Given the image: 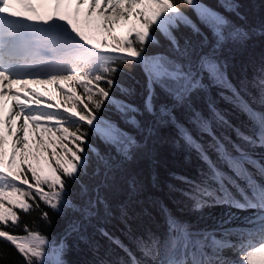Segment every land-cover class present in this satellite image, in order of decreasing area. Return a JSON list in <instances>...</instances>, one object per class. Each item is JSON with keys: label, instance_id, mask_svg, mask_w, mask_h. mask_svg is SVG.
Returning <instances> with one entry per match:
<instances>
[{"label": "snow or ice", "instance_id": "obj_1", "mask_svg": "<svg viewBox=\"0 0 264 264\" xmlns=\"http://www.w3.org/2000/svg\"><path fill=\"white\" fill-rule=\"evenodd\" d=\"M50 2L54 4L52 11L46 8ZM75 3L74 20L71 12L62 11L71 6L72 0H0V264L9 258L6 247L20 258L17 264H70L66 258L71 251L69 240L73 236L87 239L79 221H73L63 236L54 238L38 226L24 222L25 216L35 213L51 228L55 216H65L71 211L90 219L98 214L99 205L106 204L102 189L109 186L114 165L95 148L91 136L118 145L117 150L125 159L133 157L136 141L120 133L99 114L102 109L115 106L135 120L141 109L118 98V94L133 93V89L123 85V78L133 67H142L148 76L143 108L146 113L157 111L156 87L168 92L178 103H190L192 94L205 87L200 71L205 70L216 84L231 91V101L250 123L247 131L235 129L241 144L230 150L226 143L215 139L211 121L193 110L194 123L213 136L218 158L232 175L210 161L190 133H182L186 142L209 162V175L194 186L190 195L194 208L222 205L229 209L217 227L193 230L190 225L169 217L167 240L161 242L154 234L147 239L135 237V251L101 228L98 229L101 235L124 256L115 260L102 258L95 264H264V152L259 159L254 158L256 149L264 150V66L253 82L258 88L257 109L253 107L255 101L245 99L231 84L225 66L215 58V49L212 54L199 57L196 64L189 61L187 65L150 52L152 46L160 44L158 36H163L181 57L191 55L189 42L185 41L182 47L175 35L181 25L202 35L187 9H192L213 32L219 47L227 42L244 43L251 37V31L232 25L228 18L200 0H75ZM86 4L89 18L99 7L107 39L97 40L80 26V9ZM221 6L239 15L236 0H221ZM261 34L264 35V29ZM37 84L56 86L63 101L62 111L61 105L43 102L41 93L29 88ZM62 86H67V91ZM42 103L44 106L40 107ZM53 108L56 110H50ZM213 117L229 125L222 113L214 111ZM160 118L173 119L166 107L161 109ZM29 125L48 134V142L41 136L37 149L48 153L51 148L47 172L28 163ZM9 136L14 137L10 155L6 151ZM94 158L97 167L93 175L103 179L93 189L95 198L79 205L72 199V190L79 186L88 193L83 178ZM131 186L135 188V182ZM240 212L250 214L240 216ZM122 214L126 215V211ZM96 250L99 251L98 246Z\"/></svg>", "mask_w": 264, "mask_h": 264}, {"label": "trees", "instance_id": "obj_2", "mask_svg": "<svg viewBox=\"0 0 264 264\" xmlns=\"http://www.w3.org/2000/svg\"><path fill=\"white\" fill-rule=\"evenodd\" d=\"M200 2L228 18L232 25L251 31V37L244 43L227 42L219 47L216 45L213 32L200 22L192 9H187L188 15L201 29L202 35L194 33L189 27L183 25L175 31V35L182 47L185 41L189 42L191 55L187 58L181 57L163 36H158L160 44L150 48L151 54L178 59L187 65L189 61L196 64L199 57L210 55L215 49V58L225 66V72L231 84L240 90L245 99L250 102L255 101L253 107L259 109L258 88L253 82L259 76L261 67L264 66V35L261 34V29H264V0H236L239 4V15L226 11L221 6V0H200ZM81 27L85 31L88 30L87 32L97 40H99L98 37L102 40L107 39V33L102 26ZM200 71L205 87L192 94L190 103H178L168 92L156 87L154 104L157 111L155 114H150L143 111L148 90V76L142 67H133L132 72L123 78L124 87H130L133 93L129 96L118 94V98L141 109L140 113L135 114V120H130L129 116L121 113L115 106L107 110L102 109L99 113L106 121L115 124L120 133L136 141L137 148L133 157L125 159L118 152V145L110 144L99 136H91V142L95 148L110 158L114 165L108 182L109 186L102 189L106 204L99 205L98 214L90 219H85L80 213L71 211L65 216H55L51 228H47L35 213L25 216L24 222L33 227L38 226L41 231L51 234L54 238L63 236L73 221L82 223V233L87 239L82 240L73 236L69 240L71 251L66 258L70 264H95L102 258L115 260L118 256H124V253L115 248L98 229L103 228L135 251L133 243L135 237L147 239L150 234H154L161 242H165L169 235V217L190 225L193 230H210L217 227L220 218L229 211L222 205L194 208L190 195L194 186L200 184L209 175V162L186 142L182 133L185 131L190 133L197 144L203 147L209 160L215 161L225 174L232 175L228 166L218 158L213 136L202 131L194 123L193 110L211 121L215 139L226 143L230 150L233 145L241 144L235 129L247 131L250 121L231 101V91L216 84L207 71ZM62 87L67 91V86ZM43 94H41L43 102L59 104L60 110H63V101L60 99L56 86H51ZM43 106L42 103L40 107ZM165 107L171 112L173 119L161 120L160 112ZM214 111L222 113L229 121V125L217 122L213 117ZM41 123L46 122L41 121ZM87 127L85 125V128ZM41 136L47 143L48 134L43 133L42 129L33 130L29 125L28 163L38 169L42 167L41 162L43 165L48 164L47 162L52 159L51 148L48 153L41 150L45 158L38 160L34 158L39 157L34 153L38 152V141ZM7 139L6 151L10 155L14 137L9 136ZM262 152L264 150L256 149L254 158L259 159ZM19 160L18 154L17 162ZM52 162L55 166L54 160ZM96 167L94 158L88 175L83 178V182L89 188L87 194L82 192L79 186L73 188L72 199L75 203L84 205L90 198H95L93 189L103 179V176L93 175ZM250 170L254 171V169ZM132 182H135V188L131 186ZM213 187H215L214 184ZM123 211H126V215L122 214ZM249 214L238 213L240 216ZM33 220L36 221L35 224ZM96 246L99 247V251L96 250ZM5 251L9 254L5 264H17L20 258L14 251L7 247ZM136 254L140 255L139 252Z\"/></svg>", "mask_w": 264, "mask_h": 264}, {"label": "rangeland", "instance_id": "obj_3", "mask_svg": "<svg viewBox=\"0 0 264 264\" xmlns=\"http://www.w3.org/2000/svg\"><path fill=\"white\" fill-rule=\"evenodd\" d=\"M46 8H47V10L48 11H52L53 10V8H54V4L53 3H48L47 5H46ZM76 10H77V5H76V3H75V0H72V4H71V6L70 7H68V6H65V8L64 9H62V11H68V12H71L72 14H73V19L75 20L76 19V17H75V12H76ZM87 11H88V5L86 4L85 6H84V8L83 9H80V17H79V22H80V26H86V25H89V26H91V27H93V26H97V25H99V26H102V21H103V19H104V17H101L100 15H99V11H100V9H99V7L97 8V12H96V14H94L93 16H92V18H89V17H87V15H86V13H87ZM87 22H88V24H87ZM124 26V22L123 21H121V27H123ZM126 30V29H125ZM88 30H86V32H87ZM120 30L118 29V32H119ZM99 38V40L101 41L102 39H101V37H98ZM51 86H53V85H48V84H43V85H39V84H37V85H29V88H31V89H34L35 91H37V92H39V93H41L42 95H44L43 94V92H44V89H50L51 88ZM18 87V86H17ZM109 124H111V125H113L116 129H118L117 128V126L115 125V124H113L112 122H110V121H107ZM119 131V130H118ZM35 155L36 154H38L39 155V158H42V157H46L45 155H44V153L43 152H41V151H38V152H36V153H34ZM41 154V155H40ZM34 155V156H35ZM40 165H42V167H41V169H43L45 172H47L48 171V164H44L43 165V162H41L40 163ZM37 168V167H36Z\"/></svg>", "mask_w": 264, "mask_h": 264}]
</instances>
